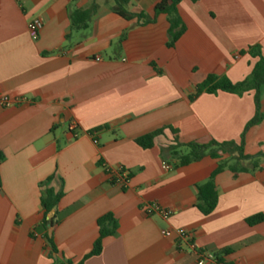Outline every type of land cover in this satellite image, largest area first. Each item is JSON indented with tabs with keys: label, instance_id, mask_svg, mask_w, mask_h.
I'll return each instance as SVG.
<instances>
[{
	"label": "crops",
	"instance_id": "0c3cea01",
	"mask_svg": "<svg viewBox=\"0 0 264 264\" xmlns=\"http://www.w3.org/2000/svg\"><path fill=\"white\" fill-rule=\"evenodd\" d=\"M158 1L129 0L124 7L153 17ZM114 5L0 0V96L20 100L0 107V264H76L91 251L97 221L107 213L118 219V232L83 264H197L201 251L224 253L228 264H264V221L247 222L264 215V157L260 169L220 172L217 207L204 215L197 185L219 159L176 165L165 150L177 142L173 128L179 143L243 140L246 154L264 153V85L262 119L247 130L256 113L254 90L190 99L210 74L244 80L258 59L252 46L264 56V0H182L186 30L173 47L167 15L138 22ZM76 10L91 11L84 29L71 30ZM33 19L43 23L37 40L28 29ZM72 119L77 138L68 130ZM159 128L164 132L151 148L136 143ZM165 161L172 169L163 168ZM104 164L127 170L128 184L112 183ZM49 177L44 187L64 196L57 208L62 219L46 232L39 228L41 183ZM155 202L172 214H147ZM179 230L192 234L194 248ZM47 233L57 253L49 252Z\"/></svg>",
	"mask_w": 264,
	"mask_h": 264
},
{
	"label": "trees",
	"instance_id": "16d2710c",
	"mask_svg": "<svg viewBox=\"0 0 264 264\" xmlns=\"http://www.w3.org/2000/svg\"><path fill=\"white\" fill-rule=\"evenodd\" d=\"M181 1L182 0H159L154 6L153 17L149 16L145 12H128L124 5L128 3L129 0H114L115 5L113 10L125 19L136 18L138 22L145 23L153 22L155 18L161 14L167 15L169 21V41L167 44L168 46L173 47L186 30V26L179 13V4ZM90 14V10L74 11L71 15V30H80L86 28L90 21ZM249 53L258 59L255 62L250 74L244 80L233 82L228 77L210 74L203 82L197 85L195 92L190 96V99L193 100L205 92H228L242 94L246 91L254 90L256 113L253 119L247 124L245 130H247L250 126L259 123L262 119L260 110V91L261 87L264 85V56L262 55L261 48L259 46H252L249 49ZM165 128H159L152 132L146 133L138 137L135 141L144 149L151 148L154 144L155 137L162 134ZM170 129L177 142L176 144L166 147L165 150H167L172 155L173 159L178 160L176 165H187L199 161L207 155L219 159L216 169L211 173L208 180L201 185H197V208L204 215H210L217 207L219 194L215 178L220 172L228 169L237 175L242 171L257 170L261 168V160L264 157V153H259L256 155L246 154L244 151L243 140L239 143L235 141L219 142L212 140L208 143L189 142L183 144L178 142V132L173 128ZM225 155H227V157H225ZM4 158L5 155L0 149V166ZM50 179H52V177H49L45 182L41 183V187L43 186L41 194V206L44 209L45 216L39 228L46 232L61 221L62 215L57 208L64 196V192L62 190L56 191L51 187H44L45 184L50 181ZM110 181L115 183L114 180ZM51 211H55L54 215L51 218H47L48 213ZM263 221V214H257L247 219V222L251 225ZM97 224L99 228V234L93 244L91 251L86 254L83 260L76 264H83V262L89 257L99 255L103 250L104 240L107 237L116 235L119 229L118 219L113 213H107L101 216L98 219ZM45 237L48 241V247L50 249L49 252L51 254L57 253L58 249L53 238L49 236L48 233L45 234ZM51 264L75 263L68 259L63 261H53Z\"/></svg>",
	"mask_w": 264,
	"mask_h": 264
},
{
	"label": "built area",
	"instance_id": "2783aa9c",
	"mask_svg": "<svg viewBox=\"0 0 264 264\" xmlns=\"http://www.w3.org/2000/svg\"><path fill=\"white\" fill-rule=\"evenodd\" d=\"M43 27V23L40 19H33L29 21L28 23V29L31 35V38L33 40H37L39 38V32L41 28ZM15 102H20V100H12L6 96H0V107H9L13 105ZM77 122L72 119L68 125L69 132L73 135V137L77 138L79 137V131L77 130ZM93 136V142L95 144H98V139L94 138V134H91ZM106 173L108 174L109 178L111 180H114L116 184L121 185L122 187H125L129 180L130 175L127 170H125L123 167H111L106 164L103 165ZM163 168L170 170L172 169V165L165 161L163 162ZM145 211L147 214H154L158 213L162 215L164 218H168L172 214V210L169 208L163 207L159 203H150L146 206ZM162 233L165 236H172L173 232L171 230H163ZM179 237L185 241L190 247L194 248L195 244L193 241V236L191 233L179 230L178 232ZM197 264H228L226 255L221 252H214V251H201L199 254V258L197 260Z\"/></svg>",
	"mask_w": 264,
	"mask_h": 264
}]
</instances>
